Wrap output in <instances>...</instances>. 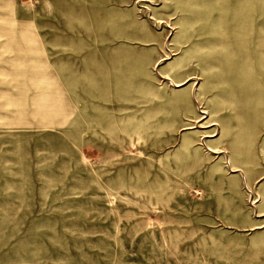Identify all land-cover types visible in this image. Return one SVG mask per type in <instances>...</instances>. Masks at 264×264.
Wrapping results in <instances>:
<instances>
[{"label":"rangeland","instance_id":"374dc122","mask_svg":"<svg viewBox=\"0 0 264 264\" xmlns=\"http://www.w3.org/2000/svg\"><path fill=\"white\" fill-rule=\"evenodd\" d=\"M0 264H264V0H0Z\"/></svg>","mask_w":264,"mask_h":264}]
</instances>
